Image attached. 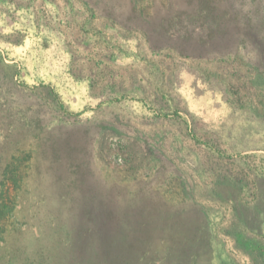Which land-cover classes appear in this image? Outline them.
Returning <instances> with one entry per match:
<instances>
[{
  "label": "rangeland",
  "instance_id": "rangeland-1",
  "mask_svg": "<svg viewBox=\"0 0 264 264\" xmlns=\"http://www.w3.org/2000/svg\"><path fill=\"white\" fill-rule=\"evenodd\" d=\"M252 106L264 0H0V264H263Z\"/></svg>",
  "mask_w": 264,
  "mask_h": 264
},
{
  "label": "crops",
  "instance_id": "crops-1",
  "mask_svg": "<svg viewBox=\"0 0 264 264\" xmlns=\"http://www.w3.org/2000/svg\"><path fill=\"white\" fill-rule=\"evenodd\" d=\"M196 113V112H195ZM248 119L250 120V125H251V133L248 135V139L246 144L248 143H253V147H251L250 149H246L245 146L242 150V154H260V153H264V112L262 111H258L254 106L251 107V114L248 115ZM259 156V155H258ZM262 182V181H260ZM236 189H230L228 190L227 194L230 196H233V193H236L238 191H234ZM263 195H264V191H263ZM230 199H232V197H230ZM257 203L256 205L253 204L252 207L246 209V211L244 210H238V207H236V205H234V207L230 208V212L233 216H235V218H240V219H244L246 217H249L251 214V212H258V215H260V217L262 219H264V210L260 205L264 204V196L262 197L260 192H258V199H257ZM233 209H235V212L233 213ZM263 213V214H262ZM261 223V222H260ZM261 229H264L262 225H258L255 227L254 232L255 231H260ZM259 235V234H257ZM258 238V237H257ZM258 242V241H257ZM236 244L238 245V243L236 242ZM255 242L251 241V245H245L243 244L244 248H252L255 249L259 246H255L254 245ZM239 246V245H238ZM216 259H217V264H223L226 260L228 261V263L231 264H236L235 261L228 255L226 254V256H221L219 258V262H218V257L217 254L215 255ZM261 263L264 264V257H263V261L261 260Z\"/></svg>",
  "mask_w": 264,
  "mask_h": 264
}]
</instances>
